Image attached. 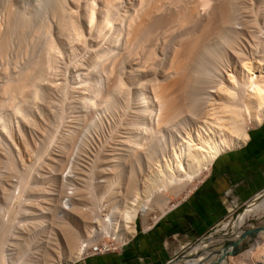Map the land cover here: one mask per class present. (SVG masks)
Wrapping results in <instances>:
<instances>
[{
	"label": "bare ground",
	"instance_id": "bare-ground-1",
	"mask_svg": "<svg viewBox=\"0 0 264 264\" xmlns=\"http://www.w3.org/2000/svg\"><path fill=\"white\" fill-rule=\"evenodd\" d=\"M21 1L0 0L6 27L5 30L0 27L4 30L0 33V57H8L6 52L14 48L28 53L25 60L24 54L23 59L19 58L20 62L24 61L22 64L17 61L19 66L5 58L8 63L4 57L1 60L10 65L1 61L0 66V106L3 110V98H7L3 100H8L5 104L10 106L9 113L5 109V113L0 112V132L3 133H0V264L14 263L11 261L13 257H8L11 246L22 253V258L28 253L27 258L35 264H72L86 255L89 234L93 237L105 233L118 242L128 241L136 234L139 214L148 215L152 209L150 205L157 206L162 214L174 206L166 193L168 187H172V191L175 189L174 195L179 194L188 182L209 169L219 153L240 146L247 140L249 128L264 120V0H45L44 7L51 11L52 21L38 18L39 11L28 14L25 9L15 7V3ZM81 1L83 16L68 5L69 2L80 6ZM29 30L39 37L34 35L36 39H33L36 43L39 39V44H32L36 53L32 48L35 54L30 56L28 48L31 45L26 47L30 41L27 42V38H31ZM39 30L40 34L37 33ZM11 33L15 34V41L17 37V47H13L15 41H10L14 39H10ZM41 33L43 38H40ZM71 40H75L73 45L76 43L82 47L85 55L82 59L79 53L80 57H77L81 61L77 64V53L70 54L75 55L76 70L73 72L76 75L72 78L76 77V81L73 79L72 82L76 84L70 88V77L69 85L64 83V88L61 83L65 78L60 80L58 77L62 75L57 73L72 71L74 61L70 60L71 68H61L65 71L58 70L61 66L58 61L62 60V48L65 49ZM71 45L68 47L77 46ZM9 47L13 49L9 50ZM20 51L15 54L21 56ZM11 65L17 69L12 66L11 72ZM100 70L101 76L97 75ZM52 75L58 76V81H53L55 83H52L53 79L56 80L54 77L51 80ZM65 76L67 79L70 75ZM130 80L139 81L135 88ZM67 87L74 96L71 102H79L75 113L74 105L65 102L66 109L72 107L70 110L75 116L70 125L65 121L73 114L69 112L65 118L62 110L68 99L64 96L72 98L69 91L67 94ZM37 99L40 103L44 99L43 104L48 106H39ZM8 105H4L6 109ZM52 106L59 111L50 110ZM128 106L131 108L129 116L125 112ZM28 107L36 111L35 114L28 109L33 115L30 120L28 116L31 114H27V109L28 112L25 111ZM43 109L47 112L44 113ZM121 109L125 117L128 116L127 120L124 114L121 115L122 111L117 113ZM106 114L112 131L110 129L109 139L101 140L99 135ZM12 117H16V126L14 121L11 123ZM64 118L65 123L62 122ZM121 119L128 125L118 135L116 128L126 125ZM57 122L68 126L63 127L66 133L61 135L60 146L53 144L61 139L60 133H51L52 130L61 131ZM11 124L14 127L11 128ZM33 124L38 128L35 135L39 133L40 140L32 137ZM10 128H15L22 151L33 154L31 148L26 150L31 145L29 141L32 138L36 140L32 142L42 141V147L35 150L33 143L31 147L37 152L38 160L43 156L47 162L44 164L41 159L43 161H37L36 166L40 162L48 166L51 164L48 161L67 164L63 172L64 166L59 164L62 166L60 177L57 175L58 165L52 166L55 173L51 172L50 179L60 184L59 189L45 186L46 189L36 190L35 182L29 186L31 175L39 173L41 176L42 172L40 169L35 172L36 167L35 170L30 168L34 172L29 175L31 164L26 169H19L18 161L20 163L23 159L19 155L20 161L13 154ZM114 133L116 138L118 135L115 141ZM57 135L60 138L52 141ZM95 136L97 140H94ZM51 141L58 148H48ZM68 143H74L71 150ZM39 148L42 152L43 149L45 152L50 150L45 155L42 153L40 158ZM67 152L72 153L68 156ZM60 159H64V163ZM39 168L43 170L44 167ZM97 168L106 170L109 179L106 174L101 180L105 172L102 171L97 176L100 175L98 180L101 181L94 180L93 183L91 178L99 172ZM146 172H153L155 177H149L152 180L143 178ZM44 178L41 177L42 181ZM59 179L61 183L58 184ZM121 179L125 184L122 185L125 190L121 192L127 191L125 194L120 193L121 186L117 185ZM116 185L120 188L113 193L112 188ZM39 186L36 188L40 189ZM27 187L42 195V200L35 203L38 196L29 194L30 188ZM26 192L27 196H37V200L30 197L36 201L31 203L29 199L26 202L22 199ZM130 196L132 199L128 201ZM260 197L246 214L227 223V226L236 223L231 239L237 238L252 212L263 210L264 213V195ZM15 199L17 206L12 203ZM157 219L152 217L153 222ZM253 229H256L253 243L235 260L232 258L231 264H264V230ZM24 237L34 243L23 253L16 246L21 243L16 239ZM210 238L204 246L214 242L213 236ZM32 246L35 247L31 249ZM231 249V246L223 247L219 255L209 259L210 264L223 263Z\"/></svg>",
	"mask_w": 264,
	"mask_h": 264
},
{
	"label": "crops",
	"instance_id": "crops-1",
	"mask_svg": "<svg viewBox=\"0 0 264 264\" xmlns=\"http://www.w3.org/2000/svg\"><path fill=\"white\" fill-rule=\"evenodd\" d=\"M264 192V120L240 146L222 151L194 189L120 250L72 264H166L184 245ZM235 200V201H234ZM230 201V202H229Z\"/></svg>",
	"mask_w": 264,
	"mask_h": 264
},
{
	"label": "rangeland",
	"instance_id": "rangeland-1",
	"mask_svg": "<svg viewBox=\"0 0 264 264\" xmlns=\"http://www.w3.org/2000/svg\"><path fill=\"white\" fill-rule=\"evenodd\" d=\"M79 1V0H78ZM83 1V0H82ZM82 1L81 2H79V4H80V6H78L77 4H71V3H69L68 2V5H69V7H71V8H73V10H77V12L80 14V15H82L83 16V14H84V9H83V4H82ZM133 1V0H132ZM136 1V0H135ZM22 3H15V7H19V9L20 8H22L23 10L25 9V13H27V12H29L28 14H33V13H35V11L37 12V11H39L38 12V14H39V16H38V18H44L45 20H48V21H52L53 19H52V14H51V11H49V9H47V8H45L44 7V3H45V0H25V2L22 0L21 1ZM42 2V3H41ZM82 4V5H81ZM138 4V3H137ZM0 7L3 9V7L0 5ZM40 7V8H39ZM0 8V27L1 28H6V27H4L5 25H4V23H5V21H3V19L5 20V14H4V10H2ZM43 9V10H42ZM27 11V12H26ZM34 11V12H33ZM3 14V15H2ZM27 15V14H26ZM2 20V21H1ZM3 24V25H2ZM0 28V29H1ZM3 29H1V30H3ZM0 30V33L2 32H4V30L3 31H1ZM30 31V33L28 34V35H30L31 36V38H27V42H28V39H30V41L28 42V44L26 43V47H27V45H28V47H30V45H31V48H28V49H30V50H28L27 48V50L30 52L31 51V49L33 48L32 46L34 45V44H36L35 46H37L38 44H39V39H38V41H37V43H36V40H34L33 38H35V37H37L38 36V34H36V32L34 33V31L33 30H29ZM32 31V32H31ZM41 31L43 32V30L41 29ZM40 32V30L37 32V33H39ZM1 33V34H2ZM12 35H10V39H13L15 36V34H13V33H11ZM33 34V35H32ZM40 34V33H39ZM34 35H35V37H34ZM44 34L43 33H41V36H40V38H43L42 36H43ZM29 36V37H30ZM33 36V37H32ZM28 37V36H27ZM37 38H39V37H37ZM36 39V38H35ZM32 40V41H31ZM33 40L35 41V42H33ZM73 40V39H72ZM72 40L70 41V43H68V45L70 44H72L73 45V42H75V40L72 42ZM11 42H13V41H15V38L13 39V40H10ZM41 42H42V39L40 40ZM17 42H18V40H17V37H16V41L15 42H13L14 43V45H13V47L15 46V47H17ZM32 42V43H31ZM40 42V43H41ZM72 42V43H71ZM12 43V44H13ZM30 43V44H29ZM33 44V45H32ZM89 44V43H88ZM68 45H66L65 46V49H63L62 48V52H61V54L62 55H64V57L62 58V55H61V59L62 60H60V61H58V65L59 64H61V66L59 65L58 66V70H62V71H65V70H63V69H69V68H71L70 66L71 65H73L74 67L76 66V62H77V64L81 61L80 60V58H84L83 56L85 55V52H82V47L80 46H78V44H74V45H77V46H74V47H68ZM71 45V46H72ZM10 47H11V43H10V45H9ZM88 46V45H87ZM9 47V48H10ZM13 47L12 48H10L9 50H12L13 49ZM66 47H68V48H66ZM35 48V47H34ZM32 49V51H34L35 53H36V51H35V49ZM38 48V47H37ZM37 48H36V50H37ZM73 48H76V50H73ZM78 48V49H77ZM80 48V49H79ZM15 49V48H14ZM12 50V51H8L7 49H6V51H8V52H6V54L8 55V57L6 56H1L0 57V66H2V63L4 62V63H6V64H8L9 62H8V60L10 61V63L11 64H13L12 62H14L15 64L14 65H16V62L18 61V62H20V60L21 59H23V60H25L26 59V56L28 55V53H27V55H26V50H22V49H20V48H17V49H19L18 51H20V50H22V52H21V56H19L20 55V53H19V57L15 54V51H16V53H18V51L17 50ZM68 49V50H67ZM69 49H71L70 50V52H69ZM85 51H86V48H83ZM68 52H67V51ZM73 50V51H72ZM79 50H81L80 52H78ZM32 51L30 52V54H29V56L31 55V54H35L34 52L32 53ZM64 51V52H63ZM75 51H77V52H75ZM14 52V53H13ZM69 53V54H67V53ZM75 52V53H74ZM12 55H11V54ZM77 53V54H76ZM79 53L80 54H82L81 55V57H80V55H79ZM84 53V54H83ZM5 54V53H4ZM25 56H24V55ZM66 54L68 55V56H71L70 54H76V57L79 55V57L80 58H75V61L73 60L74 59V57L73 56H75V55H73V56H71V57H73V58H69L68 56V60L70 61L71 59L74 61L73 62V64H72V62L70 61H67V57H66ZM24 56V57H23ZM2 57H4L3 59H5V58H7L8 60H1L2 59ZM15 57V58H14ZM16 57L18 58V59H16ZM21 57H23V58H21ZM28 57V56H27ZM19 58H21V59H19ZM11 59V60H10ZM16 60V61H13V60ZM79 59V60H78ZM22 60V61H23ZM63 60H66V63L65 62H63ZM1 61H2V63H1ZM22 61L20 62V64H22ZM61 61L63 62V63H61ZM17 62V65L19 66V63ZM24 62V61H23ZM3 63V64H4ZM64 63H65V65H64ZM68 63V64H67ZM71 63V64H70ZM6 64L3 66L4 68H3V70H5V66H6ZM8 65H10V64H8ZM66 66L65 68H64V66ZM13 65H11V72L13 71V67L14 68H16L15 66H13ZM60 67V68H59ZM74 67H72V71H69V70H67L66 72V74H65V72H64V74L65 75H70L69 76V78H67L66 79V77L67 76H65L61 71H59V73H62V74H59V73H57L58 75H62L61 77H58V76H51V80L53 79L52 77H54V78H56V77H58V78H60V80H62V78L64 77L65 79H66V81L67 82H65V79H63L64 80V82L63 83H61L62 84V87H64V88H66V86L67 85H69L68 83L71 81V83L73 84V82L74 81H76V77L75 78H72L73 77V75L75 74L76 75V73H74L75 72V70H76V67H75V69H74ZM2 68V67H1ZM1 68H0V72H1ZM7 68H9V66H7ZM9 68V69H10ZM61 68H63V69H61ZM9 69H7V72L8 73H10L8 70ZM17 69V68H16ZM74 71V72H73ZM101 71V70H100ZM99 71V72H100ZM58 72V71H57ZM73 73L72 75H71V73ZM97 73V75L99 74L100 76L102 75V71L100 72V73ZM55 73H56V71H55ZM70 73V74H69ZM56 75V74H55ZM64 75V76H63ZM74 75V76H75ZM70 77H71V80H70ZM58 78H56V80L55 79H53L52 80V83H55V82H53V81H58L57 79ZM1 79V78H0ZM73 79H75L74 81H73ZM70 80V81H69ZM138 80V79H137ZM140 80V79H139ZM73 81V82H72ZM131 81V80H130ZM61 81H59V83H60ZM139 81H136V83H135V81H131L130 83H131V85H132V88H135L136 87V84L138 83ZM57 83V82H56ZM58 83V84H59ZM66 84V86H65V84ZM70 83V88H72L73 86H75V84H76V82L72 85ZM133 83V84H132ZM61 84H59V85H61ZM64 85V86H63ZM128 85H129V83H128ZM131 85H129L130 86V88H131ZM134 85H135V87H134ZM68 88V87H67ZM67 90V94H68V91L70 90L69 88L68 89H66ZM66 90L64 91V93H65V95H66ZM71 92H72V90H70ZM69 91V95H71L72 93ZM133 91V90H132ZM26 93V92H25ZM27 94V93H26ZM133 94L132 93H130V96H132ZM44 96V95H43ZM41 97V96H40ZM39 97V98H40ZM65 97H67L68 99H69V96H64V98ZM71 97L72 98H70L69 99V101H68V99L66 100V101H64V107H65V102L67 103V104H69L70 105V103L69 102H71L72 101V99L74 98V96L73 95H71ZM3 99H7V98H3ZM2 99V102H4V105H8V104H5V101H8V100H3ZM40 99H42V98H40ZM45 99V98H44ZM44 99H43V103H44ZM0 100H1V98H0ZM16 100H17V98H16ZM38 100V99H37ZM47 99H45V101H46ZM42 101V100H41ZM37 102H39L40 103V100H38ZM42 102L40 103V104H42V105H40V104H38L39 106H45L46 107V104H43ZM77 103L79 104V102L77 101V100H75L74 102H71V104L72 105H70V106H73V110H74V113L77 111V109H78V105H77ZM3 105V110L5 109L6 110V113H9V109H10V106L8 105L7 106V109H8V111H7V109H6V106H4ZM77 105V106H76ZM2 106V105H1ZM1 106H0V112L1 111H3L2 109H1ZM47 106H48V104H47ZM51 105H49V107H50ZM56 106H58L57 108L59 109V107H60V105H56ZM56 106L55 107H53L52 106V109L50 108V110H56L57 112L59 111V110H61L62 108L60 107V109L59 110H57L56 109ZM67 106V105H66ZM68 107V109H66V107H65V109L63 108L62 110H63V114L65 113L66 114V116L65 115H63L65 118H67V115L68 114H70L71 112H73V110H70L72 107ZM122 106L124 107L125 105H123L122 104ZM130 106H132V104L130 105ZM130 106H128L127 108H128V111L126 110L125 112H126V114L129 116L131 113L129 112V111H131L130 109ZM35 107V109H36V106H34ZM122 107V108H123ZM44 108V107H43ZM54 108V109H53ZM76 110H75V109ZM126 108V109H127ZM29 109H31V108H25V111H27V110ZM33 109V108H32ZM31 109V111L33 112L34 110H32ZM47 109V108H46ZM44 110L43 109V111H45L44 113H46L47 112V110ZM4 110V111H5ZM28 110V111H29ZM54 110V111H55ZM65 110H67V111H65ZM123 109H121V110H119V111H117V113H121L120 111H122ZM3 111V113H5ZM27 111V112H28ZM31 111H29L27 114H31ZM55 111V112H56ZM124 111V110H123ZM123 111H122V113H121V115L122 114H124L123 116L125 117V113H123ZM70 112V113H69ZM33 113H35L36 114V111H34ZM128 113H130V114H128ZM71 114H73V113H71ZM30 116V117H29ZM28 116V118H29V120L31 119V118H33L32 116V114L31 115H29ZM72 116V117H71ZM73 116H74V114L73 115H70V117L68 116V121H67V119H66V121H65V118L63 119V123H65V122H68L69 123V125L72 123V118H73ZM120 116V115H119ZM122 116V117H123ZM128 116H126V117H128ZM75 117V116H74ZM108 117H111V116H108ZM121 117V116H120ZM125 117V118H126ZM14 118H16V117H14ZM14 118L12 117V119H11V123H13V121H14V123H13V125L15 124V126H16V120H14ZM70 118V119H69ZM104 119H105V121H104V125H103V127H102V130H101V132H100V135L99 136H101V140H102V138H103V140L104 139H109V137L108 136H110V134L109 133H111V131H112V129L110 128L112 125H111V121H110V118H109V120H107V114L105 115V117H104ZM123 119V118H122ZM121 119V122H122V124H126L125 126H123L122 125V127H120L121 125H119L116 129H117V134L119 135V133H121L122 132V130L124 129V127H126L128 124V122L126 123L125 121L127 120V118H126V120L124 121L125 123H123V120ZM73 120H74V118H73ZM107 120V121H106ZM65 121V122H64ZM70 121V122H69ZM62 122H60V124L62 123ZM106 122H108V124L106 123ZM119 120H118V124H120L121 123ZM68 123H66L67 125H68ZM116 123V126L118 125ZM57 124H58V122H57ZM56 124V125H57ZM12 125V124H11ZM11 126V128L12 127H14V126ZM35 127V129L34 130H32V131H34V133L32 132V135H34V136H32L33 138L34 137H36L35 139L36 140H40V136H38V135H40L39 133H37L38 135H35L36 134V132H39L38 131V128L36 127V125L35 124H33ZM33 125H32V128H33ZM38 125V124H37ZM106 125V126H105ZM109 125H111V126H109ZM57 126H60V127H62L61 128V131L59 130V132L57 131H55V130H52L51 131V133H53V135H55L54 133H56V134H58V133H60V136L61 135H63L64 134V132L66 133V129H64V128H66V127H68V126H66V125H57ZM64 126H66V127H64ZM56 127V126H55ZM64 127V128H63ZM107 127H109V128H107ZM10 128V130H11V133H9L10 134V136H12L13 137V143H12V139H11V144H12V146H14V147H12V149H13V154L15 155H17V157L19 158H17L18 160H20V156L22 157V159H23V161L25 162V163H23V161H21L20 163H19V161H18V165L17 166H19V169H26V168H28L29 166H30V164H31V167H29L28 168V172H29V175H31L30 173H33L34 172V170H35V167H36V169L37 170H35V172H37L39 169V171H41L42 173H40V174H42L41 176H39V173H38V175H37V173H36V175H34L33 176V174L31 175L32 176V178H31V176H29V178H31V180H30V183H29V186L32 184V185H35V184H33V182H35V183H37V185H35V187H34V189H36V190H41L42 188L43 189H46L45 188V186H47V188H49V187H53V188H57L60 184H59V182L61 183V180L59 179V181H58V184L59 185H57V183L56 182H53V181H51V179H50V176L52 175V173L54 174L55 172H54V170H52V169H54V165H58L59 166V168H58V166H57V175H59V177H60V174H61V167L62 166H64V165H62L61 164V161H60V163H59V161H58V163H57V161H56V164L54 163L53 164V162H49L48 161V163H51V164H49L48 166L47 165H43L42 163H46L47 162V158L46 159H44L45 157H43L42 156V158H41V154L43 153L44 155H45V153H47V151L48 150H50V149H48L46 152L44 151V149H43V152H42V150L40 151V148H39V153H40V158L41 159H43L42 161H41V159H39L38 160V158L39 157H37V152L35 153V151H34V147H33V150H32V145L33 146H35L36 148H35V150L38 148V147H42V145H43V143H42V141L40 142V143H38L39 141H37V142H35L36 140L35 139H33L32 138V140L31 141H29V145H30V143H31V145H30V147H27V149L26 150H28L29 148H31V152L33 151L34 153L33 154H31L30 152H28V151H22V150H20L21 148H22V146L20 145V141H19V139H18V136H17V134H16V132H15V128H13V129H11ZM57 129H60V128H58V127H56ZM108 129V131L106 130V129ZM121 129L120 131H119V129ZM53 129H55V128H53ZM110 129H111V131H110ZM14 130V131H13ZM35 130H37V131H35ZM54 131V132H53ZM63 131V132H62ZM68 131V130H67ZM107 131V132H106ZM103 132H105L104 134H103ZM1 133V135L3 134L2 132H0ZM63 133V134H62ZM106 133H108V134H106ZM115 133H116V131H115ZM114 133V134H115ZM105 135H107V136H105ZM118 135H117V138H118ZM37 136L39 137V138H37ZM59 135H57L56 137H58ZM114 136V141L117 139L116 138V134L115 135H113ZM0 137H2V136H0ZM11 137V138H12ZM54 138L53 137V139H52V141L53 140H58L60 137H58V138ZM106 137V138H105ZM95 138H96V140H97V137L95 136L94 137V140H95ZM33 140H35L34 142H32ZM56 140V141H57ZM61 140H62V136H61V139L60 140H58V141H60V142H54L53 141V144L55 143V144H57L58 146H60V144H61ZM52 141H51V144H52ZM111 141L113 142V138L111 139ZM33 143V144H32ZM41 143H42V145H41ZM50 143V142H49ZM10 144V145H11ZM35 144H39V145H41V146H37V145H35ZM51 144L49 145V147L48 148H52V147H55V149L56 148H58V146L56 145H53L52 144V146H51ZM72 144H74V143H68V149H72L71 148V146H72ZM28 145V146H29ZM70 145V146H69ZM20 147V148H19ZM18 149H19V151H22V152H20L21 154H19V151H18ZM23 149V148H22ZM52 150V149H51ZM53 150H54V148H53ZM28 152V153H27ZM27 153V154H26ZM30 153V154H29ZM68 153V152H67ZM71 153L72 152H69L68 153V156H70L71 155ZM36 154V155H35ZM15 155V156H16ZM20 155V156H19ZM30 155V156H29ZM33 155H34V157H33ZM31 156H32V158H31ZM109 155H107L106 157H108ZM47 157V156H46ZM104 158V159H108V158ZM16 158V157H15ZM35 158V159H34ZM60 160H62V159H60ZM64 160V159H63ZM62 160V163H64V161ZM35 161H36V163H35ZM37 161L39 162V161H41L40 162V165H37L36 166V164H38L37 163ZM30 162V163H29ZM34 163V164H32V163ZM29 163V164H28ZM22 164V165H21ZM24 164H28V165H24ZM59 164H61V165H59ZM66 164V163H65ZM42 165V166H41ZM25 166V167H24ZM26 166H28V167H26ZM33 166V167H32ZM52 166H54V167H52ZM66 166H67V164L64 166V169L62 170V172L66 169ZM22 167V168H21ZM39 167H44L45 169H46V167L47 168H50V169H47V171L43 168V170H41L42 168H39ZM34 169L33 171L31 170V169ZM56 169V168H55ZM98 169V168H97ZM45 170V171H44ZM48 170H50L49 172H50V174L48 173ZM99 170V169H98ZM44 171V172H43ZM59 171V172H58ZM95 171H96V169H95ZM95 171H93V172H95ZM102 171L104 172V173H102ZM46 172H47V174H49L48 176H47V174H46ZM52 172V173H51ZM92 172V173H93ZM97 172V171H96ZM100 172V173H99ZM99 172H97L96 174H95V176H93L92 175V178H91V180H92V182L93 183H95L94 182V180H98V179H100L99 177H100V175H101V173H102V175H101V177H102V179L101 180H104L105 178V175L106 174H108L107 173V171L106 170H99ZM207 171L205 170L204 172H202L201 174H200V176L196 179V180H194V181H192V182H188L187 183V185H185V187L182 189L181 188V190H179V194H175L174 195V191H175V189L172 191V187H168V189H167V191H166V193L168 194V196H169V198H171L170 199V204L172 205H175L177 202H179L180 200H182L184 197H186L193 189H194V187L197 185V183L200 181V179L204 176V174L206 173ZM44 173H45V175H44ZM59 173V174H58ZM153 172H146L145 174V176L143 177V178H147L148 177V180H152V178H150L149 179V177H155V176H152V175H154V174H152ZM98 174H100L99 175V177L97 178V176H98ZM148 174V175H147ZM149 174H151V176H149ZM104 175V176H103ZM45 176V178H44V182L42 181V179H41V177H44ZM107 176H108V179H109V174L108 175H106V178H107ZM36 177L37 178V181L38 182H36V178L34 179V178ZM49 177V181H50V183H51V185H50V183H49V181L47 180V178ZM96 177V178H95ZM138 177H139V175H138ZM15 178V177H14ZM39 178L41 179V180H39ZM95 178V179H94ZM111 178V177H110ZM141 178V177H140ZM145 178V179H146ZM16 179V178H15ZM33 179V180H32ZM46 180H47V182H46ZM101 180H98V181H101ZM107 180V179H106ZM122 180V182H120V184H117V185H120L121 186V188H120V186H115V187H113L112 188V191H113V193H114V191H115V189H119L120 190V193L121 194H125V192L127 193V191H124V192H121V190L123 191V190H125V189H122V188H124L122 185H125L124 184V180L123 179H121ZM120 180V181H121ZM32 181V182H31ZM42 182V183H41ZM97 182V181H96ZM39 183L41 184L40 186H39ZM49 185H47V184ZM53 183V184H52ZM42 184H44V185H42ZM54 184L55 185H57V186H55L54 187ZM36 186L38 187H40V189L38 188H36ZM44 186V187H43ZM114 186V185H113ZM171 186V185H170ZM32 187V186H31ZM31 187H27V189L29 190V188H30V190H32V191H28V190H26V191H28V193L30 194V192H31V194H33L34 195V193H33V187L31 188ZM42 187V188H41ZM119 187V188H118ZM66 187H64V189H65ZM172 188V189H171ZM57 189H59V188H57ZM180 189V188H179ZM183 190V191H182ZM182 191V192H181ZM27 192L26 193H24V195L26 194V196L24 197V196H22L23 198L22 199H24V200H27L26 202H28L29 201V199H30V197H32V195H28L29 196V198H26V197H28L27 196V194H28ZM37 196H38V200L36 199L37 198V196L36 197H34L36 200H31V199H34L33 197L30 199L31 201H29V202H31V203H34L35 201V203H37V202H40L41 200H42V198L43 197H41L42 195H39V193L37 194V192L35 193ZM103 194H106V193H103ZM172 194V195H171ZM107 195V194H106ZM262 195H264V192L263 193H261L259 196H257V200L255 199L254 201H252L251 203H248V204H246V205H242V206H240V207H235V208H233L232 210H230L229 211V213H228V215L224 218V219H222L219 223H217L214 227H212L207 233H205L204 235H202L201 237H199L198 239H196V240H193V241H191V242H189V243H187L186 245H184L183 246V248L177 253V254H175L174 255V257L172 258V262H169V263H167V264H171V263H175L176 262V264H210V262H209V259L212 257V256H216V255H219L220 254V250L222 249V245L223 244H226V238H232V235H233V232H235L234 230H235V228H236V223L235 224H233L232 226H230V225H228L227 226V223H229L230 221H233V220H235V219H237V218H240V217H242L244 214H246L247 212H248V210H249V208L251 207V205L255 202V201H257L258 202V198L260 197V196H262ZM103 196H105V195H103ZM170 196H172V197H170ZM26 198V199H25ZM107 198V197H106ZM261 198V197H260ZM41 199V200H40ZM130 199H132V197L130 196L129 197V199H128V201H130ZM63 199H61V201H62ZM18 201H19V199H18ZM13 205L14 206H17V199H15V200H13ZM150 207H152V209L149 211V213H148V215H146L145 217L140 213L139 214V216H138V218H137V220H136V231L138 232V231H140L141 229H146L145 227L146 226H150L152 223H153V221H152V217H157L158 219L161 217V215H163L162 214V212L157 208V206L155 207L154 205L152 206V205H150ZM257 211H258V213H257ZM257 211H254V212H252L253 213V215L251 214L250 216H249V218H248V220L246 221V223L245 224H243L242 226H241V228H240V231L242 232V231H245V230H247V229H253V228H260L261 230H264V213H263V210H257ZM256 216V217H255ZM222 222V223H221ZM251 226V227H250ZM240 234V233H239ZM230 235V236H229ZM209 236V237H208ZM211 236H213V238L212 239H214V242H210V244L209 245H206V246H204L205 245V243H206V241L211 237ZM220 236V237H219ZM206 237H208L207 239H205ZM226 237V238H225ZM89 238H90V242H93V241H96V240H111L112 238H111V236H109L108 234L106 235L105 233H103L102 235L101 234H96V236L95 235H93V237L89 234ZM254 238H255V233L254 234H252V235H247L245 238H243L242 239V241L238 244V246L235 248V253L234 254H231L230 253V251L227 253V255H226V257H225V261L223 262V263H220V264H231V261H233V260H235L239 255H240V253H242L245 249H247V248H249L250 247V245L253 243V241H254ZM205 239V240H204ZM211 239V238H210ZM16 241H19V242H21V243H19V244H16V246L17 247H19V248H21V250L23 251V253L25 252V250L28 248V245H30V244H32V243H34V242H32V239H28L27 237H24V238H20V239H16ZM252 241V242H251ZM35 246H32V248L31 249H33ZM201 248V249H197L196 250V248ZM195 250V251H194ZM9 254H8V257L9 256H12L13 258L11 259V261H13L14 263H10V264H35L32 260H30L29 258H27L28 257V253H25V255L23 256V258H22V256H21V254L22 253H19L18 252V249L17 248H15V246H11L10 247V249H9ZM217 252V253H216ZM85 253H86V251H85ZM216 254V255H215ZM85 255V254H84ZM84 255L82 256V257H84ZM79 258V259H77L76 260V262L77 261H81V260H83V259H85V258ZM232 258H234L233 260H232ZM16 259V260H15ZM183 259V260H182ZM191 259V260H190ZM10 260V259H9ZM188 260V261H187ZM214 264H217L216 262H214Z\"/></svg>",
	"mask_w": 264,
	"mask_h": 264
},
{
	"label": "built area",
	"instance_id": "built-area-1",
	"mask_svg": "<svg viewBox=\"0 0 264 264\" xmlns=\"http://www.w3.org/2000/svg\"><path fill=\"white\" fill-rule=\"evenodd\" d=\"M233 208H235V206L231 204L230 210H232ZM126 242H118L114 238H112L111 240H99L98 239L96 241L90 242L85 245V249L87 253L85 257H82V258H87L91 256L104 254L107 252L120 250Z\"/></svg>",
	"mask_w": 264,
	"mask_h": 264
},
{
	"label": "water",
	"instance_id": "water-1",
	"mask_svg": "<svg viewBox=\"0 0 264 264\" xmlns=\"http://www.w3.org/2000/svg\"><path fill=\"white\" fill-rule=\"evenodd\" d=\"M256 231V229H247L245 231L240 232V234L237 236L236 239H230L227 238L226 239V244H223L221 247H227V246H231V254L235 253V248L238 246V244L242 241L243 238H245L247 235H252L254 234ZM173 260L171 259L169 262H172ZM168 262V263H169ZM167 264V263H166Z\"/></svg>",
	"mask_w": 264,
	"mask_h": 264
}]
</instances>
